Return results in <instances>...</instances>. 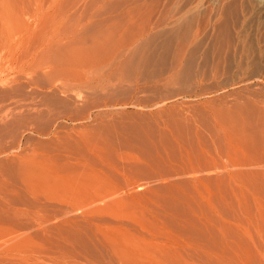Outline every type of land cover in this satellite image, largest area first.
Here are the masks:
<instances>
[{
	"label": "rangeland",
	"instance_id": "rangeland-1",
	"mask_svg": "<svg viewBox=\"0 0 264 264\" xmlns=\"http://www.w3.org/2000/svg\"><path fill=\"white\" fill-rule=\"evenodd\" d=\"M231 3L248 19L259 9L250 0H0V78L15 74L8 47L18 59L81 30L103 50L106 37L130 31L129 9L140 14L135 31L162 25L168 5L188 11L157 28L150 63L107 67L94 47L100 64L66 77L52 93L58 103L45 88L0 81V264H264V10L232 28L231 69L212 47L177 46L194 20L200 40L213 41Z\"/></svg>",
	"mask_w": 264,
	"mask_h": 264
},
{
	"label": "bare ground",
	"instance_id": "bare-ground-1",
	"mask_svg": "<svg viewBox=\"0 0 264 264\" xmlns=\"http://www.w3.org/2000/svg\"><path fill=\"white\" fill-rule=\"evenodd\" d=\"M250 1H253L257 5L259 4L258 7L260 9V10L259 9L256 10L257 14H254V15L252 14L253 15L252 17L250 16L251 19L253 20V18L256 19V17H258V14H260V12H262V10H264V0H250ZM220 2H221V0H220ZM168 6L169 7L166 10V15L167 16L165 15L166 19H164V18L163 19H159V20L164 21V23L162 25H160L159 23H156L155 27H152L151 25H149L148 28H145V26H142V27H140V29L138 31L134 30V28L136 27L134 25L136 24L137 20L140 19V14L137 13L136 15H134V12H135L134 10L135 9L134 10L129 9V13H128L129 14L128 18L129 19L127 21L128 22L130 21L129 23L131 24V26H130V24L128 25L127 22H125V24L130 26V31H127L128 28L126 29V27H125V29L123 28L125 32L123 30H121V32L123 31L124 36L122 35V37H121L119 35L120 36L119 37V36H117V34H115L119 38H116V37L111 38L110 36L106 37L104 39V41L102 42L103 50L99 46L101 43L97 44L98 43L97 41H100V40H97V39H99V38H97V36H96L97 39H95V42H97V43L94 42L93 38L92 39L90 38V40H91L90 42L92 43V48H90L91 46L87 47L86 46L87 45L86 40H85V42H86L85 43L84 39L80 36L82 34V32H80L81 30H79V31H77V30L74 31L73 30V32L65 33V34H60V33L57 32V34L56 33L53 34V37L45 38V39L43 38V40H40V42L35 43L33 46L31 45V47L30 46L29 47H25L21 54L19 52V55H21V58H20V56L19 57L17 56L18 59L15 57L16 48L17 47H14V46L13 47H8V49H9V51H8L9 54L8 55H10L8 57V61H10L12 63V65H13L12 68L15 71V74H14V76L12 78H11V76H10V78H7V76L6 77L5 76H3V77L1 76V78H0L1 80L0 81H3L4 79H11V81H9V85L10 84H13V85L17 84L19 86L20 85H27L28 87L33 86L34 87V91H36V93H41L42 92V94H44V91H41V88L43 90L47 89V91L45 90V92H47L46 95H48V94L52 95V97H51L52 99L51 100H53V98H55L54 97L55 95L53 96V94H56L57 90H59V89L61 90V88H65L66 87V82H65L67 80V79H65L66 77L73 76V74H76V76H78V74L80 76V74L82 75V73L85 74V70H87L86 67L92 66V64H96V62H99L98 60L95 61L94 60L95 58L93 57L94 55L96 56V54H97L96 51L98 52L99 48H100V50L102 52H104L103 53L104 55L103 56L101 55L102 57L100 56L101 58H103L102 59L103 61H101V62H103V63L105 62L104 64L107 67H109V66L113 67V66L126 65L130 61H132L130 63H135L136 61H138L137 63H150V60L152 59L151 57L154 58V56H152V54H154L153 52L156 51L157 48H159V47L156 48V46H158V45L160 46V44L157 45L155 43L154 39H156L158 37L154 38V35H156V33H159L158 31L160 29L162 30V29L165 28V26H168V21H169L170 18H173L175 16H179V17H177V19L174 20V22H177V20L183 19L184 16L188 13V11H186V10H185V12H183L184 8L182 9L181 7H175V6H174V8H172V5H171V7H170V5H168ZM253 8H256V7L254 6ZM224 9L225 10L222 9L221 12L219 10V14L220 13H224V15H223L224 16V21L223 22H225L224 23L225 25L222 24V25H224L223 26L224 29L222 31L223 33L221 31H219L220 34L217 35L214 39L212 38L213 41H211V42L207 40V36H206V38L204 37V39H206V40H200V36H201L200 35V28H201L202 25H201L200 22H198V21L196 22L194 20L195 22L194 21L192 23L189 22V24H191V26H190L189 31H187V33L182 32V31L179 33L180 35L178 36L179 38L177 40L178 41L177 42L178 48L179 49L181 48V50H182L184 47H186V46L188 47L189 46L191 48V50H190V48H188V50H190V52L192 51V53H195L196 51L201 50L203 47L204 48H209V49L212 47L216 51L215 53H218V61L220 60L221 57H222L221 60L224 59L223 56L226 55L227 56L226 62L229 65V67L231 65L232 66L233 65L236 66V64H234L233 62H231V64H230V61H229L230 59L228 60V57L231 56L230 58H232V55L228 56V53L229 54L230 53L231 54L234 53V52H232V50L236 49L237 42H238L237 40H239L240 34H239L238 31L233 32L232 28L234 26H238V24H241V23L243 24V22H246L247 20L248 21L251 20V19H248L249 18L248 15H251L250 14L251 11H244V9H241L238 5H235L233 3H231V5L228 4V6L226 8H224ZM190 10H192V9H190ZM209 10H211V9H209ZM158 11H159L158 8L150 10V12H152L153 14H155ZM214 11H215V9H214ZM197 12H198V10L196 11V13ZM216 16H218V15H216ZM223 16H222V18H223ZM123 18H125V17H123ZM122 20L123 19H121V21ZM186 20L188 21V19H186ZM214 20H217V17H215ZM206 23L209 26L211 21L210 22H206ZM123 26H126V25H124V23H123ZM208 26H206V27H208ZM210 26H212V25H210ZM215 26L220 27V25H218V24L215 25ZM160 27H162V28H160ZM179 27H181V26H179ZM117 28H118V26H117ZM246 28L249 29V27H246ZM215 29H217V28H215ZM166 30L167 29H164L165 32H166ZM203 31H205V30H203ZM121 32H120V34H122ZM150 32H152L153 35L150 34V35H152V37H149V35H148V37H149L148 38L146 35H147V33H150ZM162 32L159 33V34L162 35ZM125 33H128L129 37ZM159 34H157V35H159ZM208 38H209V36H208ZM242 40H241V42H242ZM253 46H255V45H253ZM94 47H98V48H95L96 51L94 50ZM242 47L243 46L240 45L239 48H242ZM246 47H247L248 51H249V49L251 50V46H250L249 43H248V46H246ZM240 50H242V49H240ZM93 52L96 53V54H94ZM244 52H245V50H244ZM256 52L257 51H255V53ZM237 53H238V51H237ZM249 53H245V59L248 60L249 64L253 65L251 67H254L256 70L260 69L261 66H262V61L260 59H258L259 57L258 58H256V56L251 57V55H253L254 52L251 51V53H252L251 55ZM213 54H214V51H213ZM91 56H92V58H90ZM239 56L240 55H238V57ZM243 57H244V55H243ZM243 57H242V59H243ZM19 58H20V60H19ZM249 58H250V60H249ZM97 59L101 60L100 58H97ZM133 60H136V61H133ZM224 60L221 61L222 65H223V61ZM233 61H235V60L233 59ZM238 61H240V60H238ZM245 61L243 60V62H245ZM243 62L240 63V64H242V65L245 64V66H247V63H243ZM0 63H1V61H0ZM97 64H100V62L97 63ZM219 64L221 65V63H219ZM227 64H225V65H227ZM232 66L229 69H231ZM235 66H233V67H235ZM226 67H228V66H226ZM10 68H11V66H10ZM243 69H244V67H243ZM117 70H120V68H118ZM0 75H1V73H0ZM71 79H73V78H71ZM73 80H76V79H73ZM6 83H8V81ZM67 84H69V82ZM15 85L12 86L14 89H15ZM31 90H32V88H31ZM61 91H63V90H61ZM64 97H65V95L63 96V98ZM59 98H61V97H59ZM54 100H56V103H58L56 98ZM61 101L64 102L63 99ZM46 106H47V104H46ZM0 112H3V107L0 110ZM1 117H3V116H1ZM4 117L5 118H2L1 121L5 125L7 124V126H8V124H10L9 121H8V117L6 115ZM16 120H15V122H16ZM12 123H14V121ZM245 145H247V144H245Z\"/></svg>",
	"mask_w": 264,
	"mask_h": 264
}]
</instances>
